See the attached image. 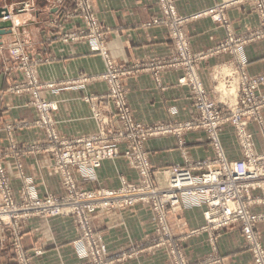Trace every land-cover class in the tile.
Here are the masks:
<instances>
[{
	"label": "crops",
	"instance_id": "0c3cea01",
	"mask_svg": "<svg viewBox=\"0 0 264 264\" xmlns=\"http://www.w3.org/2000/svg\"><path fill=\"white\" fill-rule=\"evenodd\" d=\"M225 0H175L182 15L206 10ZM79 0H0V14L8 9L12 20L11 33L0 34V146L9 147L7 128L12 127L15 146L5 161L12 187L19 194L23 179L19 176L22 164L24 176L36 189V195L62 194L60 180L52 175L53 157L43 144L45 132L38 127L16 129L19 121H31L37 116L35 108L27 106L29 95L9 91V86L21 77L19 65L13 60L10 49L22 46L32 60L41 59L33 72L42 83L55 82L56 91H44L42 96L57 109L52 113L62 138L75 139L93 134L97 130L92 118L91 105L85 98H94L108 92L107 84L94 76L104 72L105 61L93 46L80 34L85 32L84 20L77 14ZM99 25L106 35V43L113 58L123 70L129 104L137 122L146 126L159 123L188 122L197 115L195 100L186 86L179 84L183 71L169 65L175 46L165 26L148 25L154 16L161 14L158 0H89ZM18 11L19 7H24ZM229 30L240 36L258 26L251 4L240 5L228 12ZM191 48L201 53L197 73L203 81L208 96L217 102H236L234 94L221 92V86L241 61L251 75L264 73V41L248 44L243 54L218 51L217 47L227 37L226 26H219L210 18H202L185 27ZM78 32L66 37L65 34ZM72 34V33H71ZM86 75L92 80L81 84L76 78ZM107 111L108 102H97ZM255 144L264 152V128L250 124ZM223 143L230 160L241 157L233 130L228 126ZM176 135L152 138L147 147L155 169L175 164H198L214 157L205 132H188L181 145ZM41 142L35 148L26 146ZM161 181V176L157 174ZM134 180L137 175L127 161L120 157L105 162L96 173V180L80 182L86 188L100 186L116 188L120 178ZM203 208L169 214L168 224L186 264H254L251 252L245 247L239 227L224 230L213 243L207 233L192 234L204 224ZM254 211L264 212V205ZM95 228L100 231L107 247V259L113 264H171L168 246L156 248L151 244L155 236L156 214L147 204L111 211H101L93 216ZM24 223L20 247L25 251L35 249L42 253L32 259L34 264H86L77 256L74 242L79 237L78 228L70 217H56L48 221L30 218ZM257 229L264 245V221ZM211 239V241H210ZM12 236L0 235V264H17L16 247ZM177 251V250H175Z\"/></svg>",
	"mask_w": 264,
	"mask_h": 264
},
{
	"label": "built area",
	"instance_id": "2783aa9c",
	"mask_svg": "<svg viewBox=\"0 0 264 264\" xmlns=\"http://www.w3.org/2000/svg\"><path fill=\"white\" fill-rule=\"evenodd\" d=\"M170 9L173 13L172 16L177 21L175 23L183 20L177 16L173 7ZM170 9L169 6L166 8L168 13ZM221 9V7H217L211 12L203 14L216 15L218 19H221ZM156 23L158 22L156 21ZM180 24L182 23L180 22ZM182 51L185 56L183 59L190 65L192 56H188V47L185 42L182 44ZM15 52L18 55L21 54L17 48ZM191 71L189 76L200 96V100L198 99L195 103L202 115V121L195 120L187 123L191 124L192 127V122H198V125L201 124L209 131L218 155L213 163L207 165L208 170L206 172L198 175L193 168L180 166L162 170L167 176V184L165 187H160L150 179L148 161L142 157V159L137 158L143 176L139 184L125 182L119 190L87 191L79 188L73 173L76 171L74 169L77 168L79 171L85 172L86 176L90 178L94 175L93 172L96 167L101 165V158L108 154L117 153V149L115 146H108L104 150L96 151L93 155L90 146H81L79 140L63 141L62 147L59 149L58 163L54 168L61 173L63 184L67 186L68 195L64 199L48 198L42 200L34 193V187L28 179L23 190L24 199L22 202H18L19 200L13 196L4 178L6 167L1 160L0 153V188L2 189L0 235L7 236L9 235L7 231H11L10 234L14 236L12 243L16 247L20 264H32L20 247L23 231L20 222L23 219L33 217V215L46 218L57 215H78V222L84 228L82 236L77 241L79 252L89 253L92 256L93 264H109L107 245L100 234L99 236L92 231L91 220L94 213L100 210H115L148 202L153 203L156 222L162 225L165 236L171 235L167 223L166 207L172 206L174 209H179L181 205L185 207L205 205L208 224L212 225L214 229L240 225L242 233L247 238L250 249L255 256L256 264H264V250L255 230L256 223L263 220L264 215L255 214L250 210V206L254 202L251 189L261 187L262 181H264V153L257 152L252 139L253 136L247 131L248 120L264 119V92L262 91L264 75L249 76L245 68L242 67L231 72L230 80H226L224 83L226 89L221 88V90L228 93L231 88L237 86L238 101L234 106L235 109H232V102L212 100L207 95L195 70L191 69ZM230 94H234L232 89ZM218 103L224 104L223 107L226 109H220ZM48 107L47 104L42 105L43 109ZM119 110L126 113V116L123 117L129 121L130 110L124 105L119 106ZM45 120L46 117H44ZM228 123H232L235 127L243 149L244 157L238 160L227 159L219 139V129L222 130ZM171 129L174 132L178 131L177 127ZM54 140L58 142V136H54ZM103 144L106 145V143ZM258 201L260 202V200ZM172 253L174 254L176 251L173 249Z\"/></svg>",
	"mask_w": 264,
	"mask_h": 264
},
{
	"label": "rangeland",
	"instance_id": "374dc122",
	"mask_svg": "<svg viewBox=\"0 0 264 264\" xmlns=\"http://www.w3.org/2000/svg\"><path fill=\"white\" fill-rule=\"evenodd\" d=\"M158 4L160 7V12L161 14L159 16H154L151 19V22L148 23V25H157V26H165L168 31H169V37L172 40L174 46H175V52L173 54L172 57H170L169 60V65L173 66V67H179L181 68V70L184 72L183 75L181 76V78L179 79V84L182 86H186L190 89L195 102L198 101V99L200 100V96L197 94L194 83L192 82L191 78H190V74H191V69H194L198 78L200 79L201 84L203 85V87L205 88L206 92L207 89L203 83V81L201 80L199 73H197V62L201 59L199 58L200 55H202L201 53H196L192 50L191 48V42L189 39V36L186 33L185 27L196 20L202 19V18H210L214 23L218 24L219 26H226L227 29V37L219 44V46L217 47L218 51H223V52H229V53H233L234 55H238V53L243 54V49L246 45L254 43V42H260V41H264V0H225L222 2H219L217 4H215L214 6L206 9V10H202L199 12H196L194 14H190V15H182L179 13L177 6H176V2L175 0H158ZM245 4H251L253 6V9L255 11V14L257 16L258 19V26L253 29L250 30L247 33H243L240 36H235L233 34V32L231 30H229V20H228V11L234 7L240 6V5H245ZM78 8H77V14H79V16L84 20L85 22V28L86 31L84 32H80V34L86 36V38L88 39V41L90 42L91 46H93V49L95 50V52L99 55H101L105 61V68H104V72L100 75L94 76L95 79L98 80H103L104 82H106L107 84V88H108V92L104 95H100L97 96L96 98L98 99L95 103L94 98L91 97H86V103L91 105V112H92V118L95 120L96 125H97V130L95 133L84 136V137H79V138H75V139H66V138H62L61 135L58 132V128H57V122L54 120L52 113L57 109V107L52 103L53 101L50 100H46L42 94L44 91L47 90H52V91H56L55 89H57V87L60 85L59 83H55V82H47V83H42L37 74H35V72H33V69L36 67V65L42 61L41 59H37V60H32L30 58L29 55H27L24 52V49L22 48V46H16L10 49V54L13 58V60L19 65V70L21 71V77L19 78V80L15 81L13 84H11L9 86V91L16 93L18 95H23V94H27L29 95V101L26 104L27 106L33 107L35 108L36 112H37V116L31 120V121H19L17 122L14 126H16V129L19 128H27V127H38L40 129H42L45 134H46V138L43 144H45V146H47V151L50 152L52 154L53 157V162L51 164L52 170L50 172H52L51 174L54 176H57L60 180L62 189L64 190V192L60 195L58 194H46L44 196H39L37 195L38 198L42 199V200H46L48 198H58V199H64L67 195H68V191H67V186L65 184H63V177L61 175L60 172H58L57 170H55V165H57L58 163V155L60 154L59 149L60 147H62V142L66 141V142H71V141H78L81 142L80 145H84V146H90V150L92 151V154L94 155L95 152L98 150H104L105 147L108 146H115L117 149V153L113 154V155H105V157L101 158V165L96 167V169L93 172V176H91L90 178L86 176L85 172L79 171L77 168H75L73 171V173L75 174L76 180L78 182L79 188L87 190V191H98L101 189H109V190H119L121 189V187L124 185L125 182L127 183H131V184H139L141 182V180L143 179L142 173H141V169H140V164L138 163V159L137 158H141L145 157L148 161V166L150 168L149 171V177L152 180V182L155 185H158L160 187H165L166 186V180H167V176L165 175L164 171L162 170H168L169 168H173V167H191L194 169L196 174H201L202 172H206L208 170L207 165L211 164L214 162V160L218 157L217 152L214 148L213 142H212V138L210 137L209 131L204 128L201 124L198 125V122H192L193 125L191 127V124L187 123V122H182V123H178V124H172V123H159L156 125H150V126H146L142 123H139L136 121L133 110L129 104V99L127 96V89L125 88L124 85V77L126 75H128L129 71L127 70H123V68L118 64V62L116 61L115 58H113L112 54L110 53V50L108 49V45L106 43V33L103 30V28L99 25V21L96 17V14L93 10V8L91 7V4L89 2V0H79L78 2ZM26 4L24 5V7L21 9L23 10L25 8ZM169 6L170 8H174L176 10V14L179 18H182L183 20L179 21L178 23L175 20V18L172 16V11L170 9V12L168 13L166 8ZM217 7H221L222 9L221 11V19H218L216 17V15H210V14H203V13H207V12H211L213 9L217 8ZM202 14V15H201ZM200 15V16H199ZM10 17V15L8 16H4V18L8 19ZM3 18V17H2ZM156 21L158 23H156ZM180 22L182 24H180ZM72 33V34H71ZM71 33H67L65 34L66 37H71L73 35H76L78 32H71ZM261 35V36H259ZM186 43L187 47H188V56H192V62L189 65L188 62L183 59L184 53L182 51V44L183 42ZM20 50L21 54L18 55L15 52V49ZM203 56V55H202ZM246 62L243 60L239 63L238 68H245ZM197 69V70H196ZM246 70V69H245ZM247 71V70H246ZM231 74V73H230ZM230 74L227 78V80H230ZM247 74L249 76H259V75H264V73L261 74H256V75H251L247 72ZM89 80H92V78L86 76V75H81L78 78H76V82L84 84L87 83ZM225 83V82H224ZM221 86L224 90L226 89V84H224ZM232 92L235 94L233 96H236V102L238 101V94H237V86L236 88H231ZM262 91L264 92V88L262 89ZM221 92H223L221 90ZM208 95V92H207ZM231 95V94H230ZM232 96V95H231ZM97 102H108L107 104V108H109L107 111H105L104 108H102ZM236 102H232L233 107H231L232 109H235L234 106L236 104ZM217 103V102H216ZM47 104L49 107L43 109L42 105ZM125 106L130 110L129 116L130 119L129 121H127L123 116H126V113H122L119 110V106ZM217 105H219L220 109H226V107H223L224 104H220L218 103ZM195 108H196V103H195ZM197 110V115L190 119L189 121H195V120H199V122L202 121V115L200 113V110ZM44 117H46V120L44 121ZM252 123H256L258 124L261 128H264V119L262 120H248L247 121V131L253 136V141L255 144V138L253 133L250 130V124ZM232 123H228L225 127H223L222 130L219 129V139L220 142L223 146V150L224 153L227 157L228 160H230L228 158V155L226 154V150H225V145L223 143V138H222V134L225 130L226 127H230L234 134H235V138L237 140V144L239 146V151L241 154V158L244 157V153H243V149L241 147L240 144V139L237 136L236 133V129L235 127L232 125ZM177 127V132H174L173 129H171L172 127ZM12 127L13 126H9L7 128V132L9 135V138L11 139V144L9 145V147L6 146H0V153H1V160L4 163L5 166V161L8 158V156H10V149H13L14 147H17V145L15 146L14 143V138H12ZM144 129V130H143ZM195 131H203L205 132L207 139L211 145V147L213 148L214 151V157L211 159H207V160H202L200 161L198 164H191V162H189L188 160H185L184 164H175L169 167H165V168H160V169H155L152 162H151V156H150V152L148 150L147 147V143L155 137H159V136H165V135H176L179 139V142L181 145H184V142L182 140V138L184 137V135L188 132H194ZM54 136H58L59 140H57L58 142H56L54 140ZM89 141V142H88ZM41 142H36L34 144H30L26 147L28 148H35L37 146H39ZM103 143H106V145H104ZM111 144V145H109ZM41 145V144H40ZM255 149L257 150V152L259 153H264V152H260L255 144ZM124 158L129 167L131 169L134 170V172L136 173L137 177L132 180L129 179L125 176H122L120 178V185L119 187L116 188H108V187H97V188H86L84 186H81L79 183L82 181H86V182H91L96 180V173L98 171L99 168L102 167V165L105 162L108 161H114L117 158ZM238 160V159H236ZM232 161V160H231ZM6 167V166H5ZM24 169L22 168V164H19V176H21V178L23 179V186L21 188V191L19 192V194H16L14 192V189L12 187V182L10 180V176L9 173L6 169V174H5V180L7 182V184L9 185V188L11 189V192L13 194V196H15V198L17 200H19L18 202H22L24 199V192L23 190L25 189V186L27 184V180L28 178H26L24 176ZM161 176V181L158 179V174ZM85 177V178H84ZM31 186V185H30ZM34 193L36 194V189H33ZM252 195H253V199L254 202L251 204L250 206V210L253 211V213L255 214H261L264 215V212H256L254 211V207L255 206H261L264 205V181H262V186H258L255 189H251ZM2 195V189L0 188V198ZM260 200V202L258 201ZM141 204V203H139ZM142 204H147L150 205L153 208V203L152 202H148V203H142ZM137 205V204H136ZM136 205H131V206H127V207H123L120 209H126V208H130ZM196 207H202L203 211H202V215L204 218V224L199 227L196 228L194 230H192V234H196V233H207L213 243L216 242V240H218V238L220 237L221 233L231 227H239L242 233V229L241 226L236 224V225H232V226H228V227H224V228H220V229H214V227L210 224H208L207 222V218H206V212H207V207L205 205H196L193 207H185L183 205H181V207L179 209H174L172 206H168L165 208V210L167 211V214H179L180 212L184 211V210H188V209H192V208H196ZM119 209V210H120ZM118 210V209H115ZM154 210V209H153ZM101 211H111V210H100V211H96L94 213L97 214L98 212ZM167 215V217H168ZM56 217H70L73 219V221L75 222L77 228H78V232H79V237L78 239H76V241L74 242L75 244V250L77 252V256L79 259L84 260L86 262V264H93V259L92 256L89 253H83L82 251L79 252V248L77 247V241L79 240V238L82 236V231H84L83 225H81L78 220V215L76 214H70V215H57V216H52L50 218H46V217H42V216H37V215H33V217H29L26 219H23L20 222V227L21 229L24 230V221L29 220L30 218H39L42 220H50L52 218H56ZM94 218V217H93ZM93 218L91 220V224H92V231L95 234H100L93 223ZM264 221L261 220L258 223H256L255 225V230L256 233L259 237V241L261 244V247L264 250V245L261 239V235L257 229V226L260 222ZM168 223V221H167ZM162 225L158 224L156 222L155 225V236H153V239L151 241V244L156 247H164L165 245L168 246V248H174V250H177L176 253H172V250L170 251L172 254V260H171V264H186L185 263V259L184 256L182 255V252L179 248V240H176V237H174L171 227L170 225H168L169 230L171 235L170 236H165L163 230H162ZM12 227V226H11ZM10 230L7 231V233L10 234ZM24 233V231H22V234ZM12 237H14L12 234H10ZM101 235V234H100ZM99 235V236H100ZM102 236V235H101ZM243 241H244V245L245 247L251 252V255L253 257V261L254 264H256L255 262V256L252 253L251 249H250V245L247 241V238L244 237L243 233ZM22 238V236H21ZM210 239V241H211ZM102 240L104 241V243L106 244L103 236H102ZM107 245V244H106ZM165 246V247H166ZM108 248V247H107ZM27 255V257L29 258L28 261H30L31 263L33 262L32 259L35 258L36 256H38L39 254L42 253V250L40 249H35L33 251H24ZM41 252V253H39ZM17 259L16 262L17 264L19 263V257L18 254L16 253ZM107 256L108 255V251H107ZM109 264H113V262L111 260H108ZM34 264V263H32Z\"/></svg>",
	"mask_w": 264,
	"mask_h": 264
},
{
	"label": "water",
	"instance_id": "95a60500",
	"mask_svg": "<svg viewBox=\"0 0 264 264\" xmlns=\"http://www.w3.org/2000/svg\"><path fill=\"white\" fill-rule=\"evenodd\" d=\"M21 9H22V7H19L17 10L20 11ZM8 15H10V12L8 9H5L1 12L0 18H2L4 16H8ZM12 27H13L12 20L0 21V34L11 33Z\"/></svg>",
	"mask_w": 264,
	"mask_h": 264
}]
</instances>
